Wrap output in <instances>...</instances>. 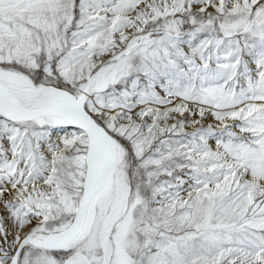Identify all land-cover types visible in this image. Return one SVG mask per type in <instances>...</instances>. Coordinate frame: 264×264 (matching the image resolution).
Returning a JSON list of instances; mask_svg holds the SVG:
<instances>
[{"label":"snow or ice","instance_id":"1","mask_svg":"<svg viewBox=\"0 0 264 264\" xmlns=\"http://www.w3.org/2000/svg\"><path fill=\"white\" fill-rule=\"evenodd\" d=\"M0 264H264V0H0Z\"/></svg>","mask_w":264,"mask_h":264}]
</instances>
